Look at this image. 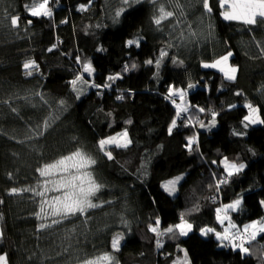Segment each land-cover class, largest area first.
Instances as JSON below:
<instances>
[{
	"label": "trees",
	"instance_id": "trees-1",
	"mask_svg": "<svg viewBox=\"0 0 264 264\" xmlns=\"http://www.w3.org/2000/svg\"><path fill=\"white\" fill-rule=\"evenodd\" d=\"M162 2L177 12L180 24L175 28L174 20L157 28L149 0L131 6L122 0H91L90 4L89 0H55L51 19L29 17L23 6L30 0H0V199L4 201L0 253L8 254L9 264H77L78 259L110 250L116 233L124 235L121 250L115 253L119 264H173L182 256L181 248L188 250L192 264H264V238L258 237L251 245L253 254L241 260L231 249L218 247L212 235L202 237L198 231L204 226L220 230L215 208L240 195L241 210L231 213L237 224L264 217L259 203L264 200V125L247 129L242 125L247 103L259 107L264 118V53L260 51L264 24L225 21L216 0L210 16L196 0H179L185 15H180L175 2ZM81 4L88 5L86 10H80ZM121 7L126 11L114 22ZM16 14L21 17L19 29L10 26L9 16ZM29 18L33 23L26 25ZM190 31L196 37L179 39L181 32L189 37ZM136 37L142 38L139 48L125 46ZM170 42L176 46L168 47ZM162 48L169 55L157 75L154 65L144 61L158 58ZM229 50L234 53L230 62L239 66L235 81L201 66ZM77 57L92 62L96 84L103 85L107 76L117 73L122 79L110 82V88L84 85L76 99L69 82L80 71ZM172 58L183 60V65L173 64ZM27 60L39 65L31 76L23 68ZM133 62L137 69L123 72L124 65ZM188 83H198L205 91L187 89ZM170 85L192 93L193 123L199 117L207 124L211 110L218 113L216 127L208 131L198 123L184 126L187 121L178 119V127L169 135L176 111L166 99ZM196 107L205 108V113ZM45 120L51 125L48 131L29 139ZM125 129L132 143L128 148L112 146L114 159L108 160L97 141ZM233 131L246 134L237 136ZM193 135H198L199 150L193 146L189 153L186 138ZM77 148L97 160L93 171L104 188L94 202H104L103 206L89 210L86 222L78 216L39 230L41 223H51V218L41 220L35 215L40 198L31 192L9 195L8 190L36 187L40 181L36 168ZM224 156L247 167L217 195L208 185L213 183V172L217 178L221 175L219 162ZM177 176L183 178L176 194L169 195L161 185ZM212 196H217L215 203L209 199ZM197 205V211L186 215L194 231L188 237H161L163 247L157 248L149 224L156 218L161 228L178 223L180 213Z\"/></svg>",
	"mask_w": 264,
	"mask_h": 264
},
{
	"label": "snow or ice",
	"instance_id": "snow-or-ice-1",
	"mask_svg": "<svg viewBox=\"0 0 264 264\" xmlns=\"http://www.w3.org/2000/svg\"><path fill=\"white\" fill-rule=\"evenodd\" d=\"M55 0H30V3L24 4V10L27 15L31 18H48L51 19L54 15L53 7ZM142 0H122V4L125 6H131L134 4L141 3ZM149 2L154 7V15L152 17L153 23L159 29L160 26L169 20H174L173 28L180 24V20L175 19L177 12L174 10H168L165 3L162 0H149ZM175 2L176 8L180 10V15H185L183 5L179 3V0H168V3ZM196 2L202 7L203 13L211 15L214 11L212 0H196ZM91 0H89V4ZM216 5L220 9L219 15L225 21L239 22L244 26H255L257 24H264V0H216ZM88 5L81 4L80 10H86ZM126 11V7H121L115 12L114 22H118V18ZM10 26L13 29L21 28V17L19 14L9 16ZM67 21H62L66 23ZM33 19H27L26 25H31ZM26 31L27 28L25 27ZM251 30V27H249ZM196 37L194 31H190L189 37H184L183 32H181L180 40L184 41L189 38ZM141 37H136L133 39H128L125 42V46L128 48L141 46ZM260 46V42H256ZM176 45L171 42L168 47H174ZM55 47V46H53ZM98 51H104V49H97ZM48 51H52L51 48ZM260 51L264 53V47H260ZM168 51L162 48L159 52V57L155 60L147 59L144 61L146 65H154L155 69L158 71L161 67L162 60L167 57ZM234 53L229 50L224 55L219 56L212 62H202L201 66L205 69H216L222 74L223 79L226 81H235L237 79V74L239 72V66L233 65L230 62V58ZM77 63L80 64V71L76 74L75 79L71 80L70 86L75 92V98L79 99L83 94V86L87 85L90 88L101 89L110 88L112 84L110 82H115L117 79H122L120 73L115 75H109L106 78V82L103 85L96 84L93 80L86 79L85 74L88 77H92L96 72L95 67L91 61L82 62L79 57L76 58ZM172 63L183 65V60H178L172 58ZM138 65L133 62L130 66L125 64L123 67V72H129L136 70ZM25 74L28 76L33 75L34 70L39 69V65L35 60H27L23 64ZM78 82L81 86L78 87ZM196 85L192 83L187 84V89H192ZM98 94H101L98 92ZM41 96L42 94H37ZM236 95H241L237 92ZM187 96V91L185 88H179L175 85H170L168 87V93L166 99L170 100L175 106V118L170 122L168 127V134L171 135L173 129L178 127L177 120H181L183 123L187 121L184 126L189 124L192 127L199 124L200 128H205L211 131L213 127L216 126V117L218 115L215 111H210L211 119L207 124L199 117H196V122L193 123V115L191 114V109L193 106L189 104L185 97ZM176 98L180 100L181 103H177ZM117 99H123V96L117 97ZM46 104L47 101H44ZM59 104L63 106L65 101H59ZM230 107H235L231 105ZM245 107L248 109V114L243 117L242 125L244 129H247L250 125L260 124L264 125V118L260 116V108L253 106L252 103H247ZM13 112L16 111L15 108L12 109ZM196 111L199 113H205V108L196 107ZM127 123H131L128 121ZM51 127L48 120L43 121L42 125H38L35 130H33V135L29 139L43 136L48 129ZM244 132L233 131V135L242 136L245 135ZM185 147L192 152L193 146L199 150V140L198 135H193L186 138ZM132 143L129 138L128 131L125 129L121 132L115 133L113 135L106 136L97 141L98 150L105 156L108 160H113V153L110 150L112 146L117 148H128ZM217 161L213 160L212 164H216ZM97 164V160L87 154L80 148L75 151L70 152L66 155H61L58 158L43 163L41 166L36 168V172L40 178L39 183L36 187L27 188H16L13 187L8 190L9 195H18L22 192H31L35 197H39L38 207L39 211L35 213L37 218L44 220L51 218V223H41L39 225V230H43L51 227L52 225L62 223L64 220H68L74 217H82L87 221L89 210L96 209L103 206L104 202H94L97 198L98 193L104 188V185L99 183L94 174V166ZM219 166L222 168L221 175L217 178L215 172L212 173L213 183L209 184L210 189L214 188L217 195H219L221 187L228 185L232 178L240 175L247 165L243 162H237L236 160H230L227 156H224L220 162ZM11 177V174H9ZM182 176H177L173 179H169L164 182L161 187L169 195H175L177 192V185L182 179ZM209 199L213 203L216 202L217 196H212ZM244 202L243 195H240L236 199L231 200L229 203H223L221 206L216 207L215 212V222L217 227L204 226L198 229L200 236L208 237L212 235L217 241V245L220 248H229L235 252L241 260L246 256H251L252 249L251 245L253 242L257 241L258 237L264 238V217L256 220H252L248 223L237 224L233 218L232 212H239L241 206ZM4 201L0 199V204ZM260 205L264 207V200H260ZM47 209V211H46ZM198 210V205L194 206L192 209L188 210L187 213L182 212L179 215V222L175 224H170L164 228H161V221L156 218L152 224H149V231L152 232L156 237V247H163L161 237H168L169 239H176L178 237H188L190 233L194 231V225L188 219L186 215H191L192 212ZM3 219L2 214H0V220ZM127 223L126 221L124 222ZM4 232L0 228V240L3 239ZM124 240V235L122 233L114 234L110 239V250L103 251L98 255L91 257H86L84 259H78L77 264H119L118 259L115 256L116 252L121 250V241ZM264 249V246H261ZM67 251V249H65ZM182 253V257H177L173 264H192L191 259L188 255L187 249H179ZM262 257H264V251H262ZM0 264H9L8 254L0 253Z\"/></svg>",
	"mask_w": 264,
	"mask_h": 264
},
{
	"label": "rangeland",
	"instance_id": "rangeland-1",
	"mask_svg": "<svg viewBox=\"0 0 264 264\" xmlns=\"http://www.w3.org/2000/svg\"><path fill=\"white\" fill-rule=\"evenodd\" d=\"M85 78L86 79H90V80H94L93 79V76L92 77H88L87 76V74H85ZM95 83H97V82H95ZM193 90H195V92L197 91V92H204L205 91V89H203L201 86H200V84H198V83H196V87H194V88H192ZM192 93L190 92V91H187V96L185 97V100L189 103V104H191V102L189 101V98H190V95H191ZM176 100H177V103H181L180 102V100L178 99V98H176ZM192 105V104H191ZM216 127V126H215ZM250 222V221H249ZM246 223H248V222H246ZM162 239V238H161ZM182 257V256H181Z\"/></svg>",
	"mask_w": 264,
	"mask_h": 264
}]
</instances>
